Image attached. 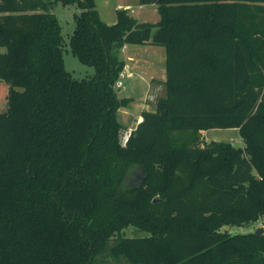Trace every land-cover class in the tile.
Instances as JSON below:
<instances>
[{
	"label": "trees",
	"instance_id": "trees-1",
	"mask_svg": "<svg viewBox=\"0 0 264 264\" xmlns=\"http://www.w3.org/2000/svg\"><path fill=\"white\" fill-rule=\"evenodd\" d=\"M58 3L79 9L70 45L89 78L66 67ZM139 3L159 21L0 0V264H264V232L225 229L264 217V0ZM133 44L165 47L166 94L124 146L132 98L116 82ZM213 128L244 146L205 142Z\"/></svg>",
	"mask_w": 264,
	"mask_h": 264
},
{
	"label": "rangeland",
	"instance_id": "rangeland-1",
	"mask_svg": "<svg viewBox=\"0 0 264 264\" xmlns=\"http://www.w3.org/2000/svg\"><path fill=\"white\" fill-rule=\"evenodd\" d=\"M98 4V3H97ZM157 6V5H156ZM99 7V6H98ZM63 27L64 36V58L66 67L72 72L76 78H89L94 75L95 69L80 62L74 54L70 37L75 29V12L79 11L76 6H65L58 3L55 7ZM104 17H109L108 8H99ZM139 21L156 22L160 19V13L155 7L146 6L140 13H136ZM115 19V18H114ZM6 50L0 46V53ZM125 50H120V56L126 58L128 55L132 57L128 69L131 77H126L124 86L119 89V95L123 97H131L132 101L129 106L122 107L119 111V119L126 128L136 127L137 119L144 110H154L157 100L165 96L166 86L163 80V68L166 69V49L159 45H140L133 44ZM139 51V52H137ZM137 52V53H136ZM126 60V59H125ZM201 137L205 142L226 141L234 143L236 146H244L245 142L236 128H213L202 130ZM134 176L133 178H135ZM264 226V217L262 219L244 224L242 226H232L229 230L232 234L254 232L258 227ZM128 236L145 235L147 232L129 228L125 232ZM105 264H129L123 260L117 262L115 260H106Z\"/></svg>",
	"mask_w": 264,
	"mask_h": 264
},
{
	"label": "crops",
	"instance_id": "crops-1",
	"mask_svg": "<svg viewBox=\"0 0 264 264\" xmlns=\"http://www.w3.org/2000/svg\"><path fill=\"white\" fill-rule=\"evenodd\" d=\"M97 3H98L97 6H99L98 10H99V8H103V7L108 8L110 18L104 17V15L100 12V10H99V13H100L101 18L109 24L116 22L118 9H122V8L128 9L130 11V13L137 19H139V18L136 16V13L137 12L140 13V11H142L146 6L155 7L157 9L156 4H144V5H142L139 3V0H97ZM128 48H129V46L127 45L125 51ZM137 52H139V51H137ZM124 59H126V61H127L126 64H128V66H129L130 62L128 60H131L132 57L128 55ZM128 71H129V69H128ZM129 77H131V75ZM162 79L166 80V69L165 68H163V78Z\"/></svg>",
	"mask_w": 264,
	"mask_h": 264
},
{
	"label": "built area",
	"instance_id": "built-area-1",
	"mask_svg": "<svg viewBox=\"0 0 264 264\" xmlns=\"http://www.w3.org/2000/svg\"><path fill=\"white\" fill-rule=\"evenodd\" d=\"M127 47V45H125L123 47V50H125ZM130 71H128V64L125 65L124 69L120 72V76L116 82V86L120 89L124 86V82H125V79L126 77L128 78L130 76ZM141 121H143V115H140L137 119V125L138 123H140ZM137 127V126H136ZM136 127H129V128H126L123 132H122V144L124 146L127 145L128 143V140L132 134V132L136 129Z\"/></svg>",
	"mask_w": 264,
	"mask_h": 264
},
{
	"label": "water",
	"instance_id": "water-1",
	"mask_svg": "<svg viewBox=\"0 0 264 264\" xmlns=\"http://www.w3.org/2000/svg\"><path fill=\"white\" fill-rule=\"evenodd\" d=\"M145 180H146L145 176L143 174H141V173H138L135 178H131L129 180V182L127 183V186L136 188V187H139V186L143 185L145 183ZM163 200H165V199L160 198V196H155L153 198V202L154 203L159 202V201H163ZM225 229L229 230L230 229V225H226ZM255 232L257 234L263 233L264 232V226L258 227Z\"/></svg>",
	"mask_w": 264,
	"mask_h": 264
},
{
	"label": "flooded vegetation",
	"instance_id": "flooded-vegetation-1",
	"mask_svg": "<svg viewBox=\"0 0 264 264\" xmlns=\"http://www.w3.org/2000/svg\"><path fill=\"white\" fill-rule=\"evenodd\" d=\"M134 175H135V174H134ZM136 175H137V174H136ZM136 175H135V176H136Z\"/></svg>",
	"mask_w": 264,
	"mask_h": 264
}]
</instances>
